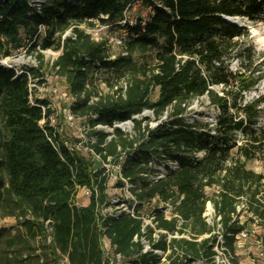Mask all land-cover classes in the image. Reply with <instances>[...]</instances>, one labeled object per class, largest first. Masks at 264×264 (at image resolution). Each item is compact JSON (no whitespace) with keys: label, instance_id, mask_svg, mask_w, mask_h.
I'll return each instance as SVG.
<instances>
[{"label":"trees","instance_id":"16d2710c","mask_svg":"<svg viewBox=\"0 0 264 264\" xmlns=\"http://www.w3.org/2000/svg\"><path fill=\"white\" fill-rule=\"evenodd\" d=\"M135 1L146 14L129 11L132 23L119 25ZM30 2L0 0V58L24 48L35 52L37 61L21 73L0 63V218L19 220L23 228V234L0 229V264H61L64 259L102 264L96 207L108 201L104 164L109 163L121 170L117 185L131 184L138 200L158 197L175 206L184 221L178 231L201 239L181 237L184 256L211 255L209 242L216 239L217 225L233 251L232 242L247 227L238 219L240 203L252 214L251 222H264V173L246 166L254 160L264 165V124L252 126L257 102L237 101L260 74L252 75L247 65L245 71L232 72L226 64L238 51V40L250 33L223 18L251 20L260 1L46 0L39 14ZM96 23L123 31L120 44L94 40L80 27ZM112 47L120 52L114 54ZM45 49L59 52L51 67L73 98L71 114L95 137L86 144L97 157L69 151L64 145L68 137L50 125L46 102L30 101L29 83L42 79L46 63L40 50ZM250 59L248 55L246 64ZM202 96L219 110L213 129L183 120L189 103ZM144 110L152 112L154 127L148 117H134ZM124 121L132 122L133 135L114 126ZM97 125L112 132L97 130ZM236 131L243 132L239 144L232 138ZM196 152L203 154L198 158ZM154 160L165 163L167 174L143 177L157 175L150 166ZM167 162H176L177 169H168ZM79 188L90 191L84 206L74 204ZM206 188L215 191L208 196ZM207 202L218 218L214 225L203 217ZM157 219L160 228L176 229L175 219ZM46 220L49 241L44 239ZM101 225L124 257L140 250L132 241L140 235V220L121 214Z\"/></svg>","mask_w":264,"mask_h":264},{"label":"rangeland","instance_id":"374dc122","mask_svg":"<svg viewBox=\"0 0 264 264\" xmlns=\"http://www.w3.org/2000/svg\"><path fill=\"white\" fill-rule=\"evenodd\" d=\"M259 12L253 19L240 18V23L248 29L250 35L247 39L241 38L237 42L238 51L230 58H228L226 64L230 71H245V65L249 67L252 75L260 74V78L257 83L250 89L241 93L240 98H237L238 103L247 104L252 102H257L258 112L254 118L255 124L253 128H260L264 124V0H259ZM135 9V10H134ZM133 10V11H132ZM130 10L135 14L145 15L146 11L141 7L137 6ZM102 26V27H101ZM242 26V27H243ZM87 33L91 35L94 40H99L100 38L108 39V42L117 44L115 41L120 40L124 35L123 31L111 29L109 27L104 28V25H94L93 27L87 26L85 24L80 25ZM69 31H67V34ZM114 54L120 52L119 47H112ZM37 49H39L37 47ZM44 55L45 67L42 70V79L36 78L30 81V101L33 102L36 100L45 101L47 107L51 110L49 115L50 125L59 132H63L65 137H68L69 142L72 144L80 143L84 149L83 152H87L88 146L87 142L95 141V137L88 136V128L83 125L82 121L71 114V119L68 114L71 113L70 106L73 103V98L67 95L65 86L63 85L62 80L56 75L55 70L51 67L52 60L55 58V53H59L56 50L45 49L40 50ZM251 55V59L248 64H246L247 56ZM21 59V62H15L17 59ZM0 60L5 61L7 65L16 69L18 72L24 70L26 67H35L37 66V61L35 59V52L28 53L24 48H21L18 52L14 53L9 57L0 58ZM99 89L102 92L106 91L103 83L99 84ZM217 92L220 93L221 87H216ZM154 98V97H153ZM219 115V110L209 104V100L206 96L193 99L186 110V113L183 115V120L187 123H193L194 121H200L201 123H208L210 129L214 128L216 118ZM142 116H146L149 119V125L154 127L157 124V121L154 120L152 112L143 111L140 115L135 116V118L140 119ZM165 115H163V118ZM246 128V127H245ZM245 128L243 129L245 131ZM95 129L102 130L105 133L110 134L112 129L107 126L97 125ZM121 129V128H120ZM122 131L133 135L132 122H130V130L121 129ZM243 137V132L236 131L232 134L233 142L239 144ZM88 147V148H87ZM93 155V151L90 152ZM203 152H196V157H201ZM169 163L166 164L169 167ZM165 164V163H164ZM164 164L160 160H154L150 163V166L157 172V175L143 174L142 176H148L151 178L154 177H164L167 174V169L164 168ZM113 164H104L106 172L109 174L108 179V202L110 205L113 203L118 204L119 208H123L126 204H133V201L127 202L128 192L132 196H135V193L132 190L131 184L124 182L122 186L117 185L116 181L120 177V169L118 167H112ZM247 168L254 170L258 173H264V165L259 161H251L247 163ZM170 169V167L168 168ZM215 188H206L205 192L208 196H211L214 193ZM90 191L86 188H79L77 190L76 196L74 198V204L76 206H84L88 203ZM209 203V209H213L211 202ZM206 204V205H207ZM105 208V207H103ZM239 216L238 219L240 222H247V227L245 231L248 233L246 238L235 239L232 242L231 246L233 247V252L235 254L236 264H256V253L258 251L256 241L263 240L261 237L264 236V222L262 219H255L254 223L249 219L252 217V214L247 211L246 207L242 203L238 205ZM214 210V209H213ZM217 218L215 217L214 212L208 210V215L206 221L209 225H214ZM19 220L16 221L14 218H0V229H6L9 233H21L23 234V228L18 224ZM47 228V233L44 239L49 241L50 236V227L48 224H45ZM214 233L216 235L219 232V225L214 228ZM184 235L188 236L187 232H184ZM36 244V243H35ZM39 247V244L37 245ZM65 264V262H61ZM55 264V263H49Z\"/></svg>","mask_w":264,"mask_h":264},{"label":"built area","instance_id":"2783aa9c","mask_svg":"<svg viewBox=\"0 0 264 264\" xmlns=\"http://www.w3.org/2000/svg\"><path fill=\"white\" fill-rule=\"evenodd\" d=\"M45 1L46 0H31L30 5H32L35 8L36 13L39 14L40 8L43 6ZM138 3V1H135V3L132 4L131 9L135 8ZM129 11L130 8L128 5L124 10V19L118 22L119 25H124L126 21L132 23V19H128ZM95 25L98 24L96 23ZM106 27H108V25H104V28ZM115 42L117 44H120L121 41L116 40ZM57 55L58 53H55V57ZM0 63L5 67L10 68V66L7 65L5 61L0 60ZM21 72L22 70H20V72L17 71V73ZM68 116L71 119V113L68 114ZM64 145L69 151H73L74 149H84L83 146L80 145V143L72 144L71 142L64 141ZM88 150L89 152H92L91 148H88ZM93 155L96 156L94 153ZM169 167L170 170H175L177 169L178 165L176 162H170ZM158 178H160V176L157 177V179ZM128 194L129 198L126 201L129 202L132 200V205L126 204L125 207L119 208L118 204L115 206H113V203L108 205L109 202L107 201V203L96 207L100 225L99 230L101 231L99 245L102 254V264H184L188 262L189 264H236L234 252L229 248L227 239H225L219 232L217 233L219 235L216 236V239H211V241L209 242V246L211 247L212 251L211 255L202 259H195L191 256H184L178 246L180 238L185 237L187 238L186 240L189 241H200L201 239H190L189 235L186 236L184 235V233H180L178 231L179 227L184 221L180 219V217L176 214L174 210L175 206H173L169 202L160 201L158 197H153L149 199V201H141L138 200L135 196H132L131 193L128 192ZM139 205L142 208H138ZM209 207L210 205L208 203L205 206V210L203 212V217L205 218V220L208 215V210L214 212V210L211 208L209 209ZM121 214H126L140 220V235L139 237L135 235L132 239L133 242L139 243L140 250L131 258H126L117 251V246L114 243L113 239L106 235V233L104 232V227L101 225V223L106 218H117ZM158 215H161V217L165 220L175 219L176 229L173 231H168L166 229L160 228L158 226ZM48 223L49 220H46L45 224ZM208 236L209 234L204 235V237ZM247 236L248 233L245 230H242L237 234L238 239L246 238ZM256 242H258V251L256 253V259L253 262L256 261V264H264V240H259ZM141 257L143 259H141ZM63 262H65V264H68L66 259H64Z\"/></svg>","mask_w":264,"mask_h":264},{"label":"water","instance_id":"95a60500","mask_svg":"<svg viewBox=\"0 0 264 264\" xmlns=\"http://www.w3.org/2000/svg\"><path fill=\"white\" fill-rule=\"evenodd\" d=\"M224 19V21H226V22H228V23H230V24H233V25H237V26H243L241 23H240V18L239 17H224L223 18ZM244 27V26H243ZM145 111H148V112H150L149 110H145ZM135 117V116H134ZM125 122H128V121H124V122H117V123H114V126L115 127H119V128H121L120 127V125L121 124H123V123H125ZM122 129V128H121Z\"/></svg>","mask_w":264,"mask_h":264},{"label":"bare ground","instance_id":"6f19581e","mask_svg":"<svg viewBox=\"0 0 264 264\" xmlns=\"http://www.w3.org/2000/svg\"><path fill=\"white\" fill-rule=\"evenodd\" d=\"M15 62H21V59L19 58ZM130 122L131 121L125 122V123L121 124L120 127L122 129H125V130H130Z\"/></svg>","mask_w":264,"mask_h":264}]
</instances>
